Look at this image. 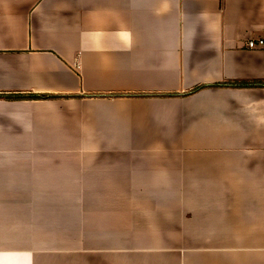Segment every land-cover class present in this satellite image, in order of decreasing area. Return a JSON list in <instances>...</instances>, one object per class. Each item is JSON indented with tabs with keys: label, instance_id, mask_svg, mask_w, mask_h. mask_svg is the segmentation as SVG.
Wrapping results in <instances>:
<instances>
[{
	"label": "crops",
	"instance_id": "1",
	"mask_svg": "<svg viewBox=\"0 0 264 264\" xmlns=\"http://www.w3.org/2000/svg\"><path fill=\"white\" fill-rule=\"evenodd\" d=\"M259 38L264 0H0V264H264V86H214Z\"/></svg>",
	"mask_w": 264,
	"mask_h": 264
},
{
	"label": "trees",
	"instance_id": "2",
	"mask_svg": "<svg viewBox=\"0 0 264 264\" xmlns=\"http://www.w3.org/2000/svg\"><path fill=\"white\" fill-rule=\"evenodd\" d=\"M214 86H217V87H258V86H264V82H247V81H228V82H224V83H220V84H216ZM206 86H201V87H198L196 89H194L192 92H195L197 90H199L200 88H204ZM173 95V94H171ZM27 98H38V97H41L40 95H29V96H26ZM6 98H9V99H18V98H22L21 96H7Z\"/></svg>",
	"mask_w": 264,
	"mask_h": 264
},
{
	"label": "built area",
	"instance_id": "3",
	"mask_svg": "<svg viewBox=\"0 0 264 264\" xmlns=\"http://www.w3.org/2000/svg\"><path fill=\"white\" fill-rule=\"evenodd\" d=\"M249 48H260L264 47V38H259L255 40H250L247 43Z\"/></svg>",
	"mask_w": 264,
	"mask_h": 264
}]
</instances>
